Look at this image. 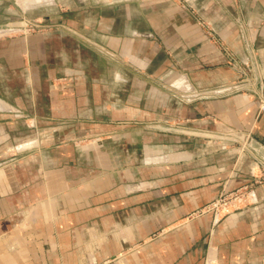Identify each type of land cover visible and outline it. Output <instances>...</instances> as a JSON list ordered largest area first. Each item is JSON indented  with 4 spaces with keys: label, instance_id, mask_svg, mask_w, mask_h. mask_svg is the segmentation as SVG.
Masks as SVG:
<instances>
[{
    "label": "crops",
    "instance_id": "obj_1",
    "mask_svg": "<svg viewBox=\"0 0 264 264\" xmlns=\"http://www.w3.org/2000/svg\"><path fill=\"white\" fill-rule=\"evenodd\" d=\"M204 22L264 66V0H0V264H264V182L187 217L258 172L189 134L264 149L253 99L184 93L236 76Z\"/></svg>",
    "mask_w": 264,
    "mask_h": 264
},
{
    "label": "rangeland",
    "instance_id": "obj_2",
    "mask_svg": "<svg viewBox=\"0 0 264 264\" xmlns=\"http://www.w3.org/2000/svg\"><path fill=\"white\" fill-rule=\"evenodd\" d=\"M26 21H30L28 19H22L21 20H17V22L15 23L16 25H14L12 28L14 31H22V32H27L30 33V31H50V29L53 28V26L51 25V23H45L41 21V18H33L31 19L30 23L26 22ZM31 23L33 24H37L38 26H32ZM204 27H205V33L207 34V32L209 31V38H211V40H213L215 42V44L217 46H219V48L221 50L224 51V54L226 56V60H227V65L233 70V72L235 73V78L233 80H241V84L236 90H232L226 94H232V93H241L244 95H248L249 98L253 99L256 103L257 106V102L259 101V99L264 100V85L261 86L259 84V81L264 82V66L261 65V63L259 62V60H257L256 55L252 52L250 55H248V60L245 61L241 58H239L235 53H233V51L229 50L225 44L221 41L220 38H218L214 32L212 31L211 27L204 22ZM21 25V26H20ZM20 29V30H19ZM208 35V34H207ZM228 81V82H232ZM225 82V83H228ZM223 83V84H225ZM222 85V84H221ZM220 86V85H216L213 87H209L207 89H201V90H192L191 92H184L185 94H194L196 96V94L198 96L201 95H214V93H207V91L214 89L215 87ZM170 91V90H169ZM172 92V91H171ZM173 93V92H172ZM221 94H225V93H219ZM218 95V94H217ZM260 95V97H259ZM262 103V101H261ZM257 111H258V106H257ZM259 113V111H258ZM260 113H264V112H260ZM172 121L167 122L168 125L167 127L174 125L173 128H177L178 124H174L177 123V121H179L178 118L175 119H171ZM161 128L165 127L163 126V124L160 125ZM191 131V129H189ZM248 136L250 135H246V134H228V133H211V134H204V135H193V134H189V137H201L207 140H211V141H220L221 139H224L226 141H232L231 143H236V146H239V150L240 151H247L250 154H252L253 161L255 163L256 168H258V172L257 173H253L251 175V178L237 186L234 188H227V184L224 183L223 186L221 187L218 195L213 198L212 200H210L208 203H206L205 205L201 206L200 208L196 209L195 211H192L191 213H189L187 215L188 218L194 217V216H198L204 213H208L210 212L212 214V217L214 219L223 217L225 215H227L228 213H231L232 211H236L239 210L247 205L250 204V199H249V194L246 195V201H240L238 203H236V206H230V207H221L218 211H216L215 209L210 208V204L218 198L220 192L224 189L226 191H231L234 189H238L243 187L246 184H251L254 183V181L252 180V178L255 176H263L264 174V169L262 168L261 164L258 161H263L264 162V149L260 152L259 149H256L254 146H249V142H248ZM85 140L83 139H80ZM257 140V139H255ZM234 141V142H233ZM239 143V144H238ZM264 180L261 179V183H263ZM261 183H254L253 187H251V191L259 184ZM250 191V192H251Z\"/></svg>",
    "mask_w": 264,
    "mask_h": 264
},
{
    "label": "built area",
    "instance_id": "obj_3",
    "mask_svg": "<svg viewBox=\"0 0 264 264\" xmlns=\"http://www.w3.org/2000/svg\"><path fill=\"white\" fill-rule=\"evenodd\" d=\"M29 22L30 21H26ZM32 26H38L37 24H33L31 23ZM209 31L207 32L208 36H209ZM210 37V36H209ZM241 80H233L232 82H228L225 84H222L220 86L215 87L212 90L207 91V93H214V94H219V93H228L232 90H236L241 84L240 82ZM259 84L261 86L264 85V82L259 81ZM248 96V95H247ZM260 97V95H259ZM261 98V97H260ZM262 101V103H261ZM257 106H258V111L260 112H264V100L259 99V101L257 102ZM248 138V137H247ZM262 168L264 169V162L263 161H258ZM261 179L264 180V174L263 176H254L252 178V180L254 181V183H261ZM254 183L251 184H246L241 188H236L234 190L226 191V190H222L218 196L217 199H215L211 204H210V208L215 209L216 211H218L221 207H230V206H236V203L240 202V201H246V195H248L251 191V187H253Z\"/></svg>",
    "mask_w": 264,
    "mask_h": 264
}]
</instances>
